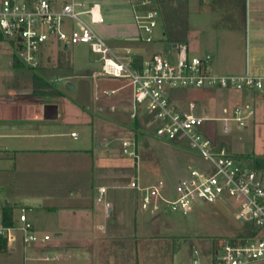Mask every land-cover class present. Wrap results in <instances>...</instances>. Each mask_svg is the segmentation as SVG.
<instances>
[{
	"label": "crops",
	"instance_id": "crops-1",
	"mask_svg": "<svg viewBox=\"0 0 264 264\" xmlns=\"http://www.w3.org/2000/svg\"><path fill=\"white\" fill-rule=\"evenodd\" d=\"M199 1L200 6L218 13L219 18L207 28L192 26L188 0L187 41L181 45H185L190 54H210L211 73L264 75V0ZM130 3L133 14L135 10L141 12L140 0H130ZM159 18L162 20L161 15ZM74 24L66 21L63 29L71 31L75 28ZM208 30L214 31L217 38L222 34L227 39L230 35L228 32L241 33L244 45L228 41L224 49H218V42L214 43L212 34L208 41L207 37L203 38V33ZM164 41L168 47L152 54L143 43L140 48L135 47V36L126 35L124 41L110 46L121 54L126 49H131L135 60L140 56L144 63L156 53L174 52L175 45H180L171 44L166 39ZM50 42L59 44L55 40ZM46 44L40 49L39 60L42 59ZM68 47L64 46V49L68 50ZM47 64L51 67L57 66L51 56H48ZM98 76L94 72L91 74L92 78ZM115 79L119 83L107 85L98 96L94 105L95 112L75 109V120L68 118L67 108L62 107L61 100L57 101L61 96L52 99L15 98L11 94H0V222L5 205L16 206L14 219L17 224L18 210L24 207L30 212H27L28 219L35 230L41 236H51L47 243L33 245L27 251L22 241L18 240L12 247H7L6 251L0 252V264H13V260L21 252L24 251L26 255L28 250L34 253L35 260H49L52 256L57 259L59 253L65 252L70 259L74 256L77 259L82 258L86 264L90 261L92 264L96 261L102 264L134 262L136 256L127 255L129 253L123 248L130 240L120 234V229L127 222H132L134 212L129 210V203L119 201L122 197L119 190L124 193V201L134 202L136 208L139 206L137 192L128 189V185L133 180L140 184L141 182L138 177L130 180L126 178V170L135 166L138 174L139 164L143 166V150L154 149V145L146 133V130H151L147 121L141 115L135 119L131 116L134 106L129 80ZM204 90V96L215 101L211 95H215L214 90L217 89ZM105 91L115 92L107 95ZM176 91L171 92L172 101L178 97ZM229 91L235 93L228 98L223 96L222 100L226 105L222 109L221 117L225 116V109L232 112L237 106L253 110L252 118L256 110L264 111V94L251 89ZM55 103H58V118L45 119L44 105ZM193 109L194 107L191 110ZM193 111L190 113L195 114ZM197 113V116L213 117L198 110ZM217 121L208 122L205 132L212 138L218 150H225L224 141L219 142ZM221 121L224 123L223 133L227 134L224 128L227 125L229 129L230 122L226 124ZM74 132L77 137L72 136ZM128 133L134 136L127 137ZM123 140L133 144L135 157H121V154H125ZM171 143L180 145L179 142ZM187 169L180 170V178L187 174ZM172 177H166L167 183L170 184L168 181ZM101 189H105V192L101 193ZM34 206L37 207L36 210L32 208ZM134 218L138 225L139 220L135 216Z\"/></svg>",
	"mask_w": 264,
	"mask_h": 264
},
{
	"label": "built area",
	"instance_id": "built-area-1",
	"mask_svg": "<svg viewBox=\"0 0 264 264\" xmlns=\"http://www.w3.org/2000/svg\"><path fill=\"white\" fill-rule=\"evenodd\" d=\"M139 5L141 12L135 10V22L144 33L142 40L153 43L160 12L155 0H140ZM81 15H88L93 24L105 22L101 4L96 0H0V35L17 47L20 60L31 69L40 66V49L52 40L66 47L89 44L101 57L104 76L129 80L132 118L141 115L157 136L186 143L207 161L198 168L189 166L187 174L174 185L164 179L147 186L131 181L128 189L137 192L140 208L154 215L165 211L186 215L201 203L225 204L234 199L240 206L236 219L243 228L217 241L211 255L201 247H193L191 264H264V171L255 170L224 149L218 150L205 132L206 124L216 119L181 111L171 98V92L180 89H251L264 94V75L211 73L210 54L191 55L181 44L175 45L174 52L156 53L136 68L131 49L124 54L117 52ZM66 21L76 22L78 28L65 31ZM224 112L220 120L226 124L233 121L240 127H245L254 114L253 110L240 106ZM224 131L229 132L227 125ZM72 136L77 137V133ZM122 146L125 154L136 156L130 141L123 140ZM18 223L6 226L0 222V237L6 240L7 247L21 240L27 251L51 239L50 235L41 236L35 230L24 207L20 208Z\"/></svg>",
	"mask_w": 264,
	"mask_h": 264
},
{
	"label": "rangeland",
	"instance_id": "rangeland-1",
	"mask_svg": "<svg viewBox=\"0 0 264 264\" xmlns=\"http://www.w3.org/2000/svg\"><path fill=\"white\" fill-rule=\"evenodd\" d=\"M98 1L103 10L105 23L93 24L90 22L88 15H81V18L107 44L113 46L115 42L124 41L125 36L128 35L137 38L136 48H140L143 43L151 54L168 47V44L164 41V24L160 18L158 27L155 30L156 42L145 43L142 40L144 33L140 31L135 22L130 0ZM189 11L191 24L196 28H207L210 23L219 18L218 13L212 12L208 7L200 6L199 0H190ZM74 25L75 28H78L76 22ZM228 33H230L229 39H227V36L224 38L222 34L217 38L214 31L208 30L203 33V38L207 37L208 41L212 34L211 38L215 40L213 42H218L216 44L218 49H224L228 41H235L236 45H244L243 34ZM68 48V50H65L64 45L60 43H47L43 47L40 67L31 69L26 65L15 67L14 58L15 55H18L17 47L9 40H0V94L4 96L11 94L15 98L38 97L52 99V96L41 97L34 94V74H37L48 80L61 92L62 95L57 101L61 100L63 103L62 107L64 108L65 106L67 108L66 112L69 119L75 120V109H82L90 113L95 112L94 105L97 103L98 96L102 94L104 87L117 85L119 81L115 78L104 76L101 57L92 51L89 44H75L70 45ZM191 55L199 56L200 53H191ZM48 56H51L57 66H48ZM93 72L99 75L98 78L91 77ZM69 84L73 85L74 88H70ZM204 92H206L204 89L177 90L175 93L178 97L173 102L182 111L190 112L194 110L193 112L196 114L198 110L201 113L203 112L204 115L208 114L210 117L213 116L212 118L219 120L217 121L218 138L219 142L224 141L227 153L231 155L242 154L247 157L251 155L254 157L263 156L264 111L256 110L253 118L250 117L248 119L252 118V121L245 127H240L237 123L230 122V132L225 134L222 130L224 123L220 120L223 118L221 117L223 115L222 109L226 105L222 98L224 95L228 98L235 92L220 89L214 90L216 93L215 95L212 93L211 96H213L215 101L204 96ZM55 104L58 105V103ZM192 107H194L193 110H191ZM146 133L151 143H153L154 146L152 147L154 149L143 150V166L139 164L138 174L135 166L126 170V178L129 180L138 177L141 184H149L157 179L167 181V176H173L168 182L174 185L181 176L180 170H186L189 165L198 168L207 162L198 153L189 149L186 143H180L177 146L160 138L154 131L146 130ZM131 136L133 137L134 134L128 133L127 137L131 138ZM127 156V154H121V157L128 158ZM119 193L122 196L119 201L125 204L129 203V210L134 212L132 222H127L126 226L120 229V234L130 240V243L127 242L123 246L126 249V253H129L127 255L136 256L134 262L127 264H191L193 247H207L211 237L228 236L232 233H238L243 228L236 219L240 206L234 199L225 204L209 205L201 203L186 215L170 211L154 215L142 210L138 205L136 208L134 202L124 201L123 191L119 190ZM32 208L36 210L37 207L34 206ZM27 212L30 213L29 211ZM19 215L20 208L18 217ZM134 216L139 220L138 225L135 223ZM90 262L89 264H92ZM86 263L82 258L77 259L75 256L70 259L65 252L59 253L57 259L52 256L49 260H35L34 253L31 250H28L26 255L24 251L21 252V255L13 260V264ZM94 264H102V262L96 261Z\"/></svg>",
	"mask_w": 264,
	"mask_h": 264
},
{
	"label": "trees",
	"instance_id": "trees-1",
	"mask_svg": "<svg viewBox=\"0 0 264 264\" xmlns=\"http://www.w3.org/2000/svg\"><path fill=\"white\" fill-rule=\"evenodd\" d=\"M155 7L160 11L162 22L164 24L165 39L171 44H181L187 41V29H188V0H155ZM0 40H6L2 35H0ZM25 65L19 58L15 55L14 66ZM143 65L142 58L140 56L136 57L134 61L135 67H141ZM34 85L36 96H61V92L48 80L45 78L34 74ZM237 159L247 161L255 170L264 171V155L261 157L245 155H234ZM16 206L5 205L2 208V223L6 226L17 225L14 219V211ZM222 237H211L208 241L207 247L202 249L207 255H211L214 244L219 241ZM193 249V248H192ZM7 250L6 240L0 237V252Z\"/></svg>",
	"mask_w": 264,
	"mask_h": 264
},
{
	"label": "water",
	"instance_id": "water-1",
	"mask_svg": "<svg viewBox=\"0 0 264 264\" xmlns=\"http://www.w3.org/2000/svg\"><path fill=\"white\" fill-rule=\"evenodd\" d=\"M70 88H74L73 85H68ZM58 105L57 104H46L44 105V117L45 119L53 120L58 118Z\"/></svg>",
	"mask_w": 264,
	"mask_h": 264
}]
</instances>
